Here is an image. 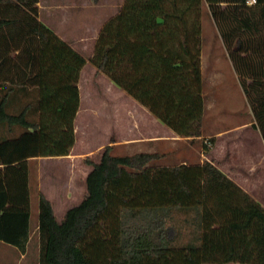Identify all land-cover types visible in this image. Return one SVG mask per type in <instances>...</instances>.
<instances>
[{
  "label": "trees",
  "instance_id": "1",
  "mask_svg": "<svg viewBox=\"0 0 264 264\" xmlns=\"http://www.w3.org/2000/svg\"><path fill=\"white\" fill-rule=\"evenodd\" d=\"M250 1L124 0L89 61L179 136L198 138L206 4L264 138V0ZM38 3L0 0V240L22 253L32 232L29 159L72 150L87 62L39 19ZM112 150L86 159V194L62 221L38 194L39 264H264V206L214 163L159 165L157 152ZM176 210L191 213L182 243L170 224Z\"/></svg>",
  "mask_w": 264,
  "mask_h": 264
},
{
  "label": "rangeland",
  "instance_id": "2",
  "mask_svg": "<svg viewBox=\"0 0 264 264\" xmlns=\"http://www.w3.org/2000/svg\"><path fill=\"white\" fill-rule=\"evenodd\" d=\"M124 0H39V19L71 35L75 33L83 37L84 56L89 66L80 74L79 88L81 96L80 109L75 121L76 147L74 153L82 161L88 158L98 159L105 146L113 144V141L126 143L135 142L144 136L143 120L146 113L139 109L138 105H132L126 101L124 93L113 85H109V79L97 69L92 67L89 61L91 47L103 24L114 16L122 6ZM202 45L204 62V93L207 101L213 105L206 112L205 120L208 128L226 126L240 121L248 108L247 100L241 87L236 84V74L231 64V58L224 46L219 31L212 19L206 4L202 7ZM227 55H226V53ZM229 57V58H228ZM202 69V68H201ZM249 101V100H248ZM251 106V105H250ZM14 111V108H11ZM224 115V122L218 118ZM6 133L1 128L0 134ZM203 135V134H202ZM205 137L190 139L177 138L168 133L158 153L161 155L152 163L159 165H175L182 162L194 163L201 161L205 154L203 142ZM141 142L130 143L113 147V154H133L147 150ZM78 151V152H77ZM96 154V155H95ZM78 156H74L76 158ZM93 156V157H90ZM206 160V159H204ZM81 163L78 160L77 165ZM45 175L54 174L63 183V169H56V164L42 163ZM53 167L54 170H53ZM38 164H33V179L31 186V226L39 220V197L35 190V178L37 177ZM64 173V174H63ZM34 188V189H33ZM67 206L73 204L69 200ZM186 215L181 211H174L170 224L177 230H182L178 241L186 242L190 238L193 225L185 219ZM38 233L34 234L28 247L27 254L20 258L21 251L11 244L0 240V264H39L40 249L37 247Z\"/></svg>",
  "mask_w": 264,
  "mask_h": 264
},
{
  "label": "crops",
  "instance_id": "3",
  "mask_svg": "<svg viewBox=\"0 0 264 264\" xmlns=\"http://www.w3.org/2000/svg\"><path fill=\"white\" fill-rule=\"evenodd\" d=\"M48 26L50 28L53 27L52 25H48ZM54 31L62 39L70 43V45L74 49H76L77 51H79L84 55L85 51L83 50L82 47L84 41L83 37H80V35H76L74 32L71 33V35L65 33L64 31L60 30L59 27L56 29L54 28ZM96 38L91 47L90 57L92 56L94 51ZM203 64L204 62H203V45H202L201 68H202V83H203L205 108H204V114L202 120L203 135H201L200 137L201 138L205 137L208 140L214 137L215 143L209 150L207 151L204 150L205 154H202V158L200 159L201 161L199 162H203L207 160L214 163L224 174H226L229 178H231L234 182H236L242 189L248 192L255 200L259 201L264 206V138L261 134V131L254 125L256 123V120L253 115L250 103L247 100L246 93L243 89V86L241 85L239 75L235 71L233 64L231 62L232 67L236 74V84H238L241 87L244 96L247 100L246 107L248 108V110H246L245 116L240 121H236L234 123H230L226 126L223 125L220 127H216L218 126L217 125L218 122L214 120L213 123L215 126L213 128H208V124L205 120L206 112L209 108L212 109L211 107H213V105L210 103V101H207V98L205 97L206 94L204 93L205 69ZM88 66L89 64L88 62H86V64L81 69L80 74H82ZM92 67L94 69H97L93 64ZM250 81L251 80L248 79V82ZM109 85H113L114 87L119 89L120 92L124 93V97L127 102H129L132 105L133 104L138 105V107H140L139 109H141L146 113L145 116L146 118L143 120L144 136L140 140H137L138 142H141L140 144L144 145L147 148V150L142 152L158 153L157 147H159L158 149L161 148V145L163 144L164 140H166L167 131L168 133L176 136L177 138L180 139L186 138L179 136L177 133H175L171 128L166 126L162 121H160L157 117H155L145 106L140 104L133 97H131L125 91L120 89L110 79H109ZM80 104H81V96H80ZM218 119L221 122H224L225 117L224 115H221ZM208 140H206L205 142L210 143ZM135 142L126 141V143H120L113 141V147L119 145H126V144L129 145L130 143H135ZM75 147L76 144H74L72 150L68 155L50 156V157L37 156L29 159L31 166L30 185L31 186L34 185L32 184V182L34 181L33 164L37 163L38 172H36L37 177L35 178V188H36L35 190L37 191L36 193L37 194L42 193L43 195H45L47 199L51 201L55 216L58 221H62L66 211L69 208L79 204L84 198L87 190L86 178L88 173L92 169V165L85 162V160L82 161V158H80V156L74 153ZM102 152L97 160L91 158L90 160L94 162H98L100 160ZM74 156H78L77 159L73 158ZM78 160H80L81 163L77 165ZM43 162H48V163L51 162V164L54 163L56 164V169L59 170L63 169L65 173V174L63 173L64 176L62 177L64 180L63 181L64 184H60V182H58L60 178H57L54 174H51L50 177L45 175L46 173L44 172H46V170L44 171L43 169L42 166ZM54 168L55 167H53V170ZM71 198L73 199V204L67 206V203L70 202L69 200ZM38 224L39 221L35 223L33 228L31 226V230H32L31 238L27 245L26 252L25 253L21 252L22 254L20 258H22L27 254V250L32 241V237L36 233H38L37 247L38 249H40V236L38 232ZM204 264H213V263H204ZM224 264H243V263L228 262Z\"/></svg>",
  "mask_w": 264,
  "mask_h": 264
},
{
  "label": "built area",
  "instance_id": "4",
  "mask_svg": "<svg viewBox=\"0 0 264 264\" xmlns=\"http://www.w3.org/2000/svg\"><path fill=\"white\" fill-rule=\"evenodd\" d=\"M255 0H251L250 2H254Z\"/></svg>",
  "mask_w": 264,
  "mask_h": 264
}]
</instances>
